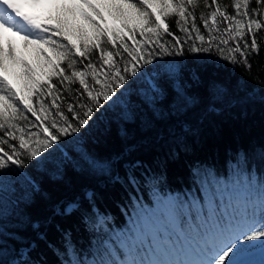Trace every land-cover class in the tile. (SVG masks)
I'll return each instance as SVG.
<instances>
[{"label": "trees", "instance_id": "trees-1", "mask_svg": "<svg viewBox=\"0 0 264 264\" xmlns=\"http://www.w3.org/2000/svg\"><path fill=\"white\" fill-rule=\"evenodd\" d=\"M217 2L234 14L233 0ZM208 11L205 0H198L193 14L202 34L206 30L200 17ZM178 19L169 16L165 23L171 33L185 39ZM256 35L261 50L248 57L251 68L233 65L215 53L188 54L185 49L174 77L163 64L147 66L153 70L143 78L154 101L144 100L140 91L127 93V87L94 113L90 124L73 135L86 153L108 164L102 173L94 172L80 153L61 143L45 150L40 162L22 153L23 167L0 170V177L13 178L22 190L14 197L0 189L11 202L7 218H0L5 247L0 264H65L74 259L57 226L71 232L68 249L80 258L99 259L108 249L114 250L118 228L128 229L131 241L139 240L140 221L152 230L150 217L170 194L177 192L175 203L185 205L175 215L188 228V205L206 206L216 190L215 181L239 180L241 188L244 177L264 181V30ZM157 39L171 42L172 36L150 34L149 40ZM97 55L92 57L94 63ZM114 59L120 63L119 56L114 54ZM52 81L59 108L71 120L68 104L77 98L84 101L77 92L81 86L78 80ZM182 95L189 101L183 102ZM51 157L62 167L56 175L48 168ZM70 203H78L79 209L65 213ZM153 222L167 223L159 216Z\"/></svg>", "mask_w": 264, "mask_h": 264}, {"label": "snow or ice", "instance_id": "snow-or-ice-1", "mask_svg": "<svg viewBox=\"0 0 264 264\" xmlns=\"http://www.w3.org/2000/svg\"><path fill=\"white\" fill-rule=\"evenodd\" d=\"M253 3L256 7H250ZM197 4L198 0H101L99 3L92 0H0V130H3L0 134V170L10 172L13 166L23 167L22 153L29 160L40 157L61 137L79 133L82 127L90 124L94 113L100 112L106 104L123 94L130 81L134 83L161 64L166 65L168 71H175L176 63L181 62L186 54L185 49L188 54L215 53L233 65L242 63L246 68H251L248 57L261 50L256 33L264 30V0H233L231 6L234 14L222 9L217 0H211L210 4L205 0L209 11L206 16L202 14L200 17L205 34L197 27L193 14ZM26 7H41L45 11L37 14L26 11ZM102 8L108 9L114 18L121 19L124 27L128 26V19L137 20L141 36L148 33L159 37L161 33H166L172 36V40L164 43L159 39L134 40L136 46L130 48L118 30L101 27L96 22L93 13L103 20ZM156 9H159V14ZM77 14L92 25L91 36L83 24L78 23ZM161 16L165 19L178 17L177 27L186 38L181 39L179 35L171 33ZM46 20H55L56 23L50 25L42 22ZM222 25L226 26L221 30ZM7 33L19 36L22 47ZM73 36L79 39V44L72 39ZM54 37L63 38L67 43ZM128 39L133 40V37L129 36ZM118 42L122 47L115 55L120 57V63L114 59V52L109 50H115ZM41 44L51 46L57 53V62L53 63V71L48 74L49 81L53 74L60 78L61 84L78 80L81 88L77 92L84 97V101L77 98L75 103L68 104L70 120L60 110L58 98H54L52 106L59 122L52 119L41 133L29 132L26 139L23 129L18 126L22 118L21 107L36 116L42 124L47 117L37 116L35 108L29 103L31 97L18 91L13 81L3 73L9 72L10 64L21 65L24 69L22 75L27 77L25 87L33 90L36 96L41 94L40 89L48 87V94L51 95L54 86L37 80L24 58L29 45L43 51L39 47ZM96 54L97 62L94 63L92 57ZM165 57H170L171 61ZM78 61L82 65L80 69L76 67ZM48 62L52 63L51 60ZM62 63L66 64L70 74L65 67H61ZM149 65L153 69H149ZM12 75L16 77L17 73L13 71ZM89 76L91 83L87 79ZM40 110L48 111L44 104H41ZM17 132L21 134L18 136ZM15 141H18V145L12 143ZM215 185L216 190L206 206L201 205L196 209L195 203L188 205V220L191 221L188 229L182 231L174 242L152 249L150 257L139 256L138 248L133 254L130 248L120 255L108 249L99 259L80 258L74 249H68L71 232L57 226L65 241L66 251L75 257L65 261V264H264V259L259 262L251 259L258 252L264 255V181L257 183L255 178L244 177L243 188L239 180L234 184L215 181ZM184 207L183 203L173 204L169 216L182 213ZM78 209V203H70L65 213ZM84 219L87 222V217Z\"/></svg>", "mask_w": 264, "mask_h": 264}, {"label": "rangeland", "instance_id": "rangeland-1", "mask_svg": "<svg viewBox=\"0 0 264 264\" xmlns=\"http://www.w3.org/2000/svg\"><path fill=\"white\" fill-rule=\"evenodd\" d=\"M92 2L93 3H99V2H101V0H92ZM103 2H108V0H103ZM133 2H135V0H133ZM173 2H175V0H173ZM27 8L28 7H26L25 10L29 11V10H27ZM31 10L32 11H29V12H33V13H37V14L43 13L45 11V9L41 8V7L31 8ZM85 10L91 11V9H85ZM149 11L151 12L153 10L149 9ZM100 12H101L102 16L104 17V19L101 20L99 16H95V13H93V16L95 17L96 22L101 27L107 26L109 28H113V29L118 30L119 33L124 37L125 42L128 44V46L130 48L136 46L133 42L134 40L137 42L149 40L150 34L145 33L144 36L140 35L141 29H140V26H139V23L137 20L132 19V18L128 19L127 20L128 26L124 27V24L122 23L121 19L114 18L112 15H110L108 9L102 8V9H100ZM156 13L159 14V9H156ZM153 19H155V16L153 17ZM161 19L164 20V23H165V18L163 16H161ZM77 21H78V23L83 24V26L87 30V33L89 36H91L93 34L92 25L89 24L87 21H85L83 19V17H79L78 14H77ZM42 22H46L50 25H54L56 23L55 20H46V21H42ZM130 29H133L134 31H130ZM6 35L12 37V39L18 45H20L22 47L21 40H20L19 36H13V34H11V33H7ZM127 36H132L133 40H129ZM54 38L59 40L62 43H67V40H65L63 38H60V37H54ZM72 39L77 44L80 43L79 39L76 36H73ZM118 44H119V42H118ZM39 47L42 48L43 51H38L37 46H35V45H29L28 49L24 52V58L27 61V63L32 67V69L34 71L35 78L47 85V84L53 82L52 80H54L56 78L60 79L58 76H56L54 74L51 76L50 81L48 78V74H51L53 71V67H52L53 63L57 62V53L49 45L41 44ZM121 47L122 46H120V48ZM109 50H112L114 52V50L111 48H109ZM164 59L171 61L170 57H165ZM49 60H51L52 63H49L48 62ZM176 65H177V63H176ZM163 66H164V70L167 72V74L170 77H174V71L170 72V71H168L166 65L163 64ZM61 67H65L66 71H68L70 74V70H67L66 64L62 63ZM76 67H77V69H80L82 66L78 62ZM13 71L15 73H17L16 77H13V75H12ZM23 71H24V69L21 65L10 64L9 65V72L3 73V75H6L9 80L13 81V83L16 85L17 90L22 92L23 95L31 97V99L29 100V103H31L33 105V107L35 108V110L37 112V116H41V117L46 116L47 117V119L42 124L41 121L38 120L36 116H33L30 112L25 111L23 109V107H21L22 118L18 121V126L23 129V135L27 139L29 132H34L36 134H39V133H41L42 128L46 124H49L52 119L55 118L59 122V118L56 114H54V111L52 110V107L50 104V102H52V100L54 98H57L55 96L54 92L52 91V94L49 95L48 94L49 93L48 87H44L43 89H40L41 94L39 96L34 95L33 90L25 87V82L27 81V77L22 75ZM87 79L89 80L88 77H87ZM142 79H143V82L141 81ZM128 88L129 89L126 90L127 93L140 91V92H138V94L144 100L154 101L153 92H152L151 88L147 86L143 77L136 79L135 84H132V82L130 81ZM182 97L184 100L183 95H182ZM188 101L189 100L185 99L183 102L186 103ZM57 103H58V100H57ZM41 104H44L45 108L48 109L47 112H41V110H40ZM115 105L118 107V109L120 108L119 104L115 103ZM2 133H3V130H0V134H2ZM20 134H21L20 132H17L18 136ZM8 139H10V138H8ZM12 143L18 144V141H15ZM57 143L67 145L70 148L74 149L76 152L80 153V155L82 156V159H84L87 162L89 168H91L96 173H102L108 167V164L105 161H100V160L90 156L88 153H86L85 149L83 148V146L80 143V139L78 137H76L75 135H73V133H70L66 137H61L60 141H58ZM54 147H55V145L52 148H54ZM42 157H43V152L41 153L40 157H36V158L40 162V161H42L41 160ZM48 168L51 171V173L54 175L58 174L62 170L60 162L56 158H53V157H51L49 159V167ZM252 176H254V175H252ZM15 182L16 181L13 178L12 179L10 178V180H9V179H6L5 177H0V189H4V190H6V192L9 195L17 197L21 193L22 190H20L18 188L19 184L17 182L15 184ZM177 195H178V193H177ZM173 196L174 197L170 196L168 199H166L167 205H165L164 207L160 206L159 210L153 211V213H154L153 215L155 218H158V216L159 217L161 216L162 219L166 218L165 210H169L168 208H170V209L172 208V205L174 204L175 194ZM10 212H11L10 200L7 197H5L4 195L0 194V218H7L8 214ZM170 219L172 220V217H170ZM150 221L152 222V226L154 229L152 231V235L154 236V238L151 237L150 231H149L147 226H145V228H146V230H145L144 222L140 221V223L138 225V226H140V231L138 234L139 240L138 241H136V240L131 241V239H130L131 237H129L130 233H129L128 229L121 228L120 230L116 231L114 234V239L116 241H114V243H113V246H114L113 252L116 255H120L122 253L121 246H123V247L126 246L125 248H127V250L132 248L134 252H136L137 248L140 249L139 256H146L149 253L151 254V250L154 249L151 247L153 245V243L156 241L165 240V237H163V234H162L161 224H158L157 222H153L152 217H150ZM3 230H4V228L2 226H0V234ZM146 236L148 238H146ZM143 238L145 239V242H144ZM133 245H135V247H132ZM3 253H5V247H4V243H3V238L0 235V255H2ZM121 258H123V257L121 256ZM255 258L257 259V256Z\"/></svg>", "mask_w": 264, "mask_h": 264}, {"label": "bare ground", "instance_id": "bare-ground-1", "mask_svg": "<svg viewBox=\"0 0 264 264\" xmlns=\"http://www.w3.org/2000/svg\"><path fill=\"white\" fill-rule=\"evenodd\" d=\"M27 10L32 11L31 8H27ZM258 255H261V256L264 258V255H262L261 253L258 252V253H256V254H254V255L251 257V259H253L254 261H257V262H258V259L255 258V257L258 256Z\"/></svg>", "mask_w": 264, "mask_h": 264}]
</instances>
